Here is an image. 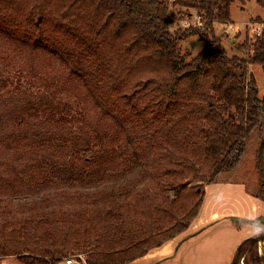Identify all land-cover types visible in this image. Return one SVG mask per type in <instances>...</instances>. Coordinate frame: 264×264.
<instances>
[{"label": "trees", "instance_id": "16d2710c", "mask_svg": "<svg viewBox=\"0 0 264 264\" xmlns=\"http://www.w3.org/2000/svg\"><path fill=\"white\" fill-rule=\"evenodd\" d=\"M232 2L174 0L189 15V9H197L204 23L171 30L174 12L169 0H0L1 34L57 54L102 108L118 114L123 111L132 119L127 108L133 106L145 126L151 122L148 114H155L167 128L162 140L155 131L151 139L139 137L141 145L134 149L137 171L130 172L138 180L131 185L126 180H121L122 185L120 181L100 183L112 173L121 175L128 163L110 140L103 143L100 139L96 144L86 140L70 151L53 145L57 132L42 141L58 152L50 171L72 187L59 191L60 202L69 203L73 197L78 204L88 198L90 212L95 213L91 219L102 225L105 236L91 242L94 250L86 254V264H125L185 231L203 201L202 186L188 184L198 179L216 182L218 174L237 170L245 140L252 133L260 138L256 167L263 191L264 95L258 96L255 77L247 69L260 64L264 72V17L255 18L263 27L250 42L245 41L246 56L228 57L222 52L220 37L212 33V21H228ZM257 2L264 9V0ZM193 35L202 41L200 49L181 53L180 42ZM36 101L45 103V109L49 106L46 116L58 117L57 126L63 128L60 119L70 114L69 105L48 97ZM83 117L76 118L83 122L77 127L82 131L88 123ZM166 145L188 156L172 158ZM166 185L173 189L174 198L166 193ZM111 187V192H102ZM154 187L159 190L150 191ZM20 197L0 194V256L17 254L25 264L58 262L73 235H65L66 243L57 239L64 236L62 226L58 228L63 224L60 218L52 219L59 207L45 194L27 196L26 204L20 202V208L29 205V217L38 218L31 234L34 240L5 232L2 223L15 217L11 205L13 198ZM102 202L106 203L103 208ZM64 213L62 209V219ZM246 241L237 245L235 262L229 264H238L247 247L248 261L258 264L255 246Z\"/></svg>", "mask_w": 264, "mask_h": 264}, {"label": "rangeland", "instance_id": "374dc122", "mask_svg": "<svg viewBox=\"0 0 264 264\" xmlns=\"http://www.w3.org/2000/svg\"><path fill=\"white\" fill-rule=\"evenodd\" d=\"M173 1L169 0L172 2L170 5L174 12L171 16V30L189 28L192 22H196L198 27L203 26L204 21L201 18V22L198 20L200 14L197 9H189L191 12L189 15L185 7L175 4ZM257 1L233 0L230 4L229 20L225 22L212 21V33L216 37H220L222 52L228 57H245L247 54L245 41L249 40L250 42L254 34L260 33L263 24L255 18L256 16L263 18L264 9ZM201 43L202 41L198 36H190L183 43L180 42V52L192 53L193 49L198 50ZM247 71L249 75L255 77L258 96L262 97L264 95L262 66L250 64ZM39 97H48L53 99L55 103L60 102L69 105L68 112L70 114L67 113L66 117L63 116L64 118L60 119L63 128L57 126L58 117L51 119L46 116L49 114L48 109L50 107L46 106L47 109H45V103L37 102L36 99ZM127 111L133 114L132 119L128 118L123 111L118 114L113 110L109 111L106 107L99 106L84 83L54 52L42 47L29 46L20 42L16 37L10 38L0 33V194L2 196H14L15 194L21 196L20 200L13 198L14 205H11L10 211L15 217L12 216L9 222L2 223L5 232L10 233L14 238L34 240L35 238L31 234L34 232L38 218L29 217V205H26V208L20 207L21 203L26 204L24 201L27 196L37 197L45 194L53 201V205L59 207V211L52 219L60 218L59 223L63 224H58V228L62 226L61 230L64 231V236L62 238L58 236L57 239L66 243L65 235L68 233L73 235L67 243L65 254L59 257V261L71 259L70 263L72 264H86V254L94 250L91 242L95 243L105 236L101 232L102 225L96 219H91L95 213L90 212L92 204L88 203V198L78 204L77 199L73 197L69 203L62 204L60 202L59 191L71 190L72 187L61 181L57 175L52 174L50 166L53 158L58 156V152L52 146L45 147L47 145L41 143L48 140L52 132H57V137L53 135L56 139L53 145H60L69 151L75 144H83L86 140L93 144L99 142L100 139L103 143L110 140L113 142V149L121 156V160H128V163L124 164L119 172L122 176L112 173L113 175H107L100 183L110 184L114 181H120L119 183L122 185L121 180H126L125 183L131 185L134 180H138L137 175H131V173L137 171L134 167V160L136 158V146L141 145L139 137L151 139L150 136L155 131L156 137L162 140L167 128L161 125V121L156 118L155 114L152 116L148 114L151 122L145 126L141 116L136 113L133 106L127 108ZM83 114V118H86L88 123L82 131L81 128L77 127H82L83 122L77 121L76 118ZM162 119L165 120L164 117ZM170 142L172 140H168V143ZM259 142V136L250 134L245 140V153L237 170L223 172L216 177L217 181L221 183L242 186L247 198L250 196L248 201L241 204L240 194L217 196L213 223L208 225L207 230L200 229L195 235L201 236L203 234L225 238L223 245L227 246L229 240H233L235 236L239 235V230H237L239 228H243V230L238 237L237 245L244 238L255 233L253 223L249 222L258 220V217H264V205L259 211L256 209L250 211L248 217L242 213L248 209L245 207H248L250 198L256 200L259 198L258 195L264 197V189L261 190L256 167ZM145 145L146 142L144 147ZM166 148L172 158L174 156L179 158L188 156L186 151H183V154L180 153L176 146L166 145ZM149 161L151 162V160ZM149 161L148 164L150 165ZM124 169L128 170L127 173L124 172ZM197 184L202 186L201 194H203L204 200L205 187L208 182L198 179L192 180L188 185ZM142 186H146V183ZM62 187H66V189ZM112 189L113 187L102 192H111ZM57 190L58 192H56ZM88 190L92 191V189ZM155 190L158 191L159 189L154 187L150 191ZM165 191L171 198L175 197L174 191L169 185H166ZM262 201L264 204V199H261ZM103 203L100 204L101 208L106 205ZM44 204L50 206L48 201H45ZM200 208L186 231L178 233L166 241L185 239L191 233L189 230H193L191 225L198 223L195 219ZM62 209L65 211L62 216L64 219L61 218ZM231 227L237 228H235V234L233 230L231 231ZM61 230L58 229V233ZM257 238L254 246L258 256V264H264V231ZM249 253L250 249L247 247L246 254H241L238 264H254L253 261H248ZM0 264L25 263L18 259L17 254H6L0 256Z\"/></svg>", "mask_w": 264, "mask_h": 264}, {"label": "crops", "instance_id": "0c3cea01", "mask_svg": "<svg viewBox=\"0 0 264 264\" xmlns=\"http://www.w3.org/2000/svg\"><path fill=\"white\" fill-rule=\"evenodd\" d=\"M211 193V194H210ZM240 194L241 201H248L249 197L244 193L242 186L237 184L221 183L219 181L208 183L205 187V196L200 211L195 219L197 224H192L193 230L185 239L177 241H165L160 245L149 248L143 255L129 261L125 264H229L236 249L238 237H240L243 228L239 230L238 236L233 240H229L227 246L223 242L225 238L213 235H195L198 230L205 229L209 224L213 223L215 217L216 197L221 195ZM247 199V200H246ZM263 201L257 198H250L248 208L242 215L249 216L250 211L256 209L259 211L263 207ZM245 206V205H243ZM252 206H254L252 208ZM251 207V209H250ZM231 227V231H235ZM190 229V228H189ZM209 229V228H208ZM186 231V230H185ZM236 232H234L235 234ZM228 241V240H226ZM54 264H72L66 261H59Z\"/></svg>", "mask_w": 264, "mask_h": 264}, {"label": "flooded vegetation", "instance_id": "af4514ba", "mask_svg": "<svg viewBox=\"0 0 264 264\" xmlns=\"http://www.w3.org/2000/svg\"><path fill=\"white\" fill-rule=\"evenodd\" d=\"M260 218H264V217H258V219H260ZM255 220V219H254ZM253 227L255 228V233L254 234H252L251 236H248V237H246V238H244V239H247V241H246V244L249 246V244H252L253 246H254V243H255V241H257V237L260 235H262V231H264V219H262L261 221H259L257 224H253ZM257 235V236H256ZM243 239V240H244ZM247 250V249H246ZM261 251V250H260ZM243 254H246V251H244V253ZM237 255V252H236V249H235V252H234V254H233V257H232V259H231V261L230 262H235L234 261V257ZM241 256V255H240ZM229 262V263H230Z\"/></svg>", "mask_w": 264, "mask_h": 264}, {"label": "water", "instance_id": "95a60500", "mask_svg": "<svg viewBox=\"0 0 264 264\" xmlns=\"http://www.w3.org/2000/svg\"><path fill=\"white\" fill-rule=\"evenodd\" d=\"M262 219H264V218H260V219H258V220H256V221H250L249 223H253V224H257L259 221H261Z\"/></svg>", "mask_w": 264, "mask_h": 264}, {"label": "built area", "instance_id": "2783aa9c", "mask_svg": "<svg viewBox=\"0 0 264 264\" xmlns=\"http://www.w3.org/2000/svg\"><path fill=\"white\" fill-rule=\"evenodd\" d=\"M198 20H199V22H201V21H200V16H198ZM66 262H67V263H70V262H71V259H67Z\"/></svg>", "mask_w": 264, "mask_h": 264}, {"label": "bare ground", "instance_id": "6f19581e", "mask_svg": "<svg viewBox=\"0 0 264 264\" xmlns=\"http://www.w3.org/2000/svg\"><path fill=\"white\" fill-rule=\"evenodd\" d=\"M260 243V242H259ZM260 250V249H259Z\"/></svg>", "mask_w": 264, "mask_h": 264}]
</instances>
